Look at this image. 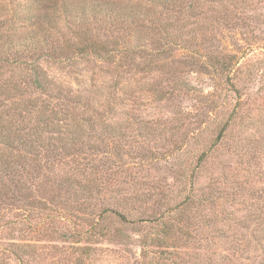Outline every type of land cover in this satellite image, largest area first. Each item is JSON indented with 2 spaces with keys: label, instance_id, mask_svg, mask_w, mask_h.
<instances>
[{
  "label": "rangeland",
  "instance_id": "rangeland-1",
  "mask_svg": "<svg viewBox=\"0 0 264 264\" xmlns=\"http://www.w3.org/2000/svg\"><path fill=\"white\" fill-rule=\"evenodd\" d=\"M94 1L0 0V264H264V0Z\"/></svg>",
  "mask_w": 264,
  "mask_h": 264
},
{
  "label": "trees",
  "instance_id": "trees-1",
  "mask_svg": "<svg viewBox=\"0 0 264 264\" xmlns=\"http://www.w3.org/2000/svg\"><path fill=\"white\" fill-rule=\"evenodd\" d=\"M63 8H62V15L64 20H68L71 23H76L78 24V26L83 27V26H88L89 23L93 22V21H97V18L101 15H107L109 14L108 10H102L101 6L98 5L94 0H62L61 3ZM106 9V8H105ZM133 9L127 8V10H124L122 14H124L121 17H117L116 15L114 16H110L113 17L112 20L115 22H122L124 21H128V20H132L135 21L140 13H134L132 11ZM126 13V14H125ZM16 16V15H15ZM31 17V16H30ZM124 17V18H123ZM31 19H34L36 22H33L34 24H41V19H39L38 16H34L31 17ZM25 19H21V21L23 22ZM29 20V19H28ZM19 18H17L16 20H13L9 23V25H15V23L19 24ZM49 23V22H48ZM48 25V24H47ZM10 30H7L6 33H10L11 28L10 26L7 27ZM14 31V30H13ZM93 48L96 47L92 46ZM7 52H12L17 50V52L21 51V52H34L36 50V48H33L29 42H19L17 44H12V43H8L5 49ZM98 50L95 49V53H97ZM36 61H33L32 63L29 64L30 67V71L33 72L34 75H36V79L35 82L39 83L38 81V77L39 76V66L36 65ZM228 64H222L220 67V70H223L226 68ZM227 129V127L222 128V130L219 133L218 137H221V135L224 133V131ZM0 144L3 146L4 150L8 151L10 155H5L6 160H7V164L9 166L10 164V160L12 159V154L11 152L13 151H17V149L20 147L22 149H25L27 151V153L31 154V149H33V145L30 143H25V142H18V144H15V141L7 134H2L0 133ZM9 157V158H8ZM1 159V157H0ZM111 213H113V216L118 217L119 219H124V217L117 213V212H113L111 211ZM164 225L163 227V231L167 232V227H165V224L162 223ZM103 237H105L107 234L101 233ZM162 238H165V236H161ZM159 242V240H158ZM29 247V246H27ZM27 257V256H26Z\"/></svg>",
  "mask_w": 264,
  "mask_h": 264
}]
</instances>
